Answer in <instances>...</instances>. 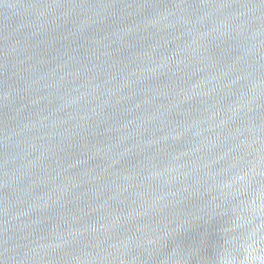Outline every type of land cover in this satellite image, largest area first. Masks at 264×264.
Listing matches in <instances>:
<instances>
[{"label": "water", "instance_id": "1", "mask_svg": "<svg viewBox=\"0 0 264 264\" xmlns=\"http://www.w3.org/2000/svg\"><path fill=\"white\" fill-rule=\"evenodd\" d=\"M0 264H264V0H0Z\"/></svg>", "mask_w": 264, "mask_h": 264}]
</instances>
